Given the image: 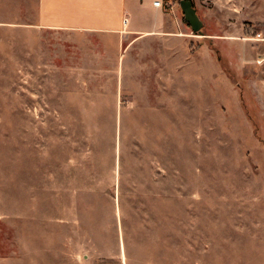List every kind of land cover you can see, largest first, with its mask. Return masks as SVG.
Masks as SVG:
<instances>
[{
	"label": "rangeland",
	"instance_id": "1",
	"mask_svg": "<svg viewBox=\"0 0 264 264\" xmlns=\"http://www.w3.org/2000/svg\"><path fill=\"white\" fill-rule=\"evenodd\" d=\"M20 2L0 0V264H264V0H191L200 31L163 0L173 27L141 39Z\"/></svg>",
	"mask_w": 264,
	"mask_h": 264
},
{
	"label": "crops",
	"instance_id": "2",
	"mask_svg": "<svg viewBox=\"0 0 264 264\" xmlns=\"http://www.w3.org/2000/svg\"><path fill=\"white\" fill-rule=\"evenodd\" d=\"M152 2L151 27H142L131 20L130 11L134 6L146 8L144 0H21V8L13 15L20 18L21 23L41 28L109 33L126 31L127 36L138 33L134 39H141L146 33H159L173 27L171 10H163L162 5L153 6Z\"/></svg>",
	"mask_w": 264,
	"mask_h": 264
},
{
	"label": "water",
	"instance_id": "3",
	"mask_svg": "<svg viewBox=\"0 0 264 264\" xmlns=\"http://www.w3.org/2000/svg\"><path fill=\"white\" fill-rule=\"evenodd\" d=\"M181 8L185 21L193 31H200L202 21L199 19L191 0H176Z\"/></svg>",
	"mask_w": 264,
	"mask_h": 264
},
{
	"label": "built area",
	"instance_id": "4",
	"mask_svg": "<svg viewBox=\"0 0 264 264\" xmlns=\"http://www.w3.org/2000/svg\"><path fill=\"white\" fill-rule=\"evenodd\" d=\"M163 3V0H153L152 4L153 6H161Z\"/></svg>",
	"mask_w": 264,
	"mask_h": 264
}]
</instances>
